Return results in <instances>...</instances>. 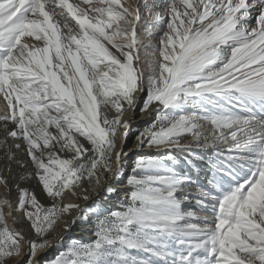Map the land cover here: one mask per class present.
<instances>
[{
    "label": "snow or ice",
    "instance_id": "obj_1",
    "mask_svg": "<svg viewBox=\"0 0 264 264\" xmlns=\"http://www.w3.org/2000/svg\"><path fill=\"white\" fill-rule=\"evenodd\" d=\"M138 104L136 147L169 154L138 155L125 206L46 264H264V0H0V264H40L66 194L117 193ZM28 162L50 205L9 198Z\"/></svg>",
    "mask_w": 264,
    "mask_h": 264
},
{
    "label": "bare ground",
    "instance_id": "obj_2",
    "mask_svg": "<svg viewBox=\"0 0 264 264\" xmlns=\"http://www.w3.org/2000/svg\"><path fill=\"white\" fill-rule=\"evenodd\" d=\"M130 3H134L135 0H129ZM145 43L147 42V38L145 37ZM148 52L151 53L148 57V59H152L153 56H159L158 52H155L153 49H148ZM141 105L138 104L137 108L135 111L129 110L126 113V116L130 118L131 124H136L138 123V126L143 125V123L151 122L153 119H155V113L154 112H146V113H141L139 108ZM2 107V105H0ZM139 131L137 130L136 127L132 125V128L129 131V135L127 137V144L125 146V151L128 152V155L125 157V175L126 172H131V162L137 158L138 155H166L168 154L167 152H164L163 150H157L155 148H148L146 145L143 148H137V140L136 137L139 135ZM3 139V132L2 129H0V140ZM184 143H190L191 142V137L188 136L184 141ZM9 143H13V141L9 140ZM172 153L176 154L178 157H182L187 155L186 152H176L173 151ZM206 153V155H205ZM201 155H204V160H203V168L204 172L208 173V176L210 177L211 172L210 170L205 171L206 166L208 167V160L209 157L212 156V151L211 150H204V152H201ZM26 155L24 154L23 147L17 151V158L18 160L25 161ZM133 163V162H132ZM12 171H11V180L10 184L12 185V189L14 186L19 182L20 184L22 183L23 179L17 175L19 172L20 167L17 164H12L11 165ZM209 168V167H208ZM29 169V168H28ZM27 169V170H28ZM21 170V169H20ZM0 171H4L5 174H8L6 171V161L4 157V153L2 150H0ZM29 172V171H28ZM202 176V180L205 179L204 175ZM13 179H15V183L13 185ZM126 179V177H124ZM105 185L107 184H112L113 187H116L118 189L117 193L108 196L107 193L104 191V185H102L100 188L93 190L92 186L89 184H86L85 187L88 189L87 195L89 196V199H82L77 196H73L70 193L66 194L64 198V202H74L80 205L79 208H74L71 210L70 213L65 214L59 221L56 223V226L53 229L52 232V237H51V246L43 249L41 251V254L45 256L47 261H49L50 258H54L55 253L58 252V250L64 249L69 245V242L71 240L73 242L77 243H86L93 237H95V231H91L95 229V223H94V217L96 214H101L106 211L104 209H109L111 208L110 205L114 204H123V201H125V198L129 192V186L127 185V182L125 181L124 183L120 184L119 182L116 183L111 179V177L106 180ZM23 186V185H22ZM11 189V193L9 195V198L11 201L16 204L18 202V195H16V192ZM78 191L81 193V196L84 195V190L83 189H78ZM5 193V189L0 186V198H2L3 194ZM103 201L109 202L104 204L107 207H100L103 206ZM194 201V197H190L189 201L187 202L188 204ZM119 207V206H118ZM122 207V206H121ZM104 208V209H103ZM120 208V207H119ZM7 211V209H6ZM91 214L90 217H87V214ZM14 215L18 218L16 227L23 232L25 235V251H27L28 248V241H31L30 237L34 236L33 230L30 227V224L28 221L23 219V215L21 212L17 211L14 213ZM92 217V218H91ZM65 224H67V227H65ZM88 236V237H85ZM25 256H21L18 258L20 264H24V260L26 259ZM45 259V260H46ZM46 262V261H45ZM44 262H40V264H43Z\"/></svg>",
    "mask_w": 264,
    "mask_h": 264
},
{
    "label": "rangeland",
    "instance_id": "obj_3",
    "mask_svg": "<svg viewBox=\"0 0 264 264\" xmlns=\"http://www.w3.org/2000/svg\"><path fill=\"white\" fill-rule=\"evenodd\" d=\"M155 119H153L151 122H147V123H143V125H141V126H138L139 124L138 123H136V124H132L134 127H136L137 128V130L140 132V131H142L145 127H148L149 125H151V123L154 121ZM138 132V133H139ZM23 150H24V148H23ZM24 154H25V152H24ZM169 154V153H168ZM168 154H166V155H168ZM172 155H176V154H174V153H171ZM26 155V154H25ZM147 155H150V154H147ZM157 155V154H156ZM177 156V155H176ZM26 158H25V161H27V156H25ZM178 157V156H177ZM183 157V156H182ZM179 158V157H178ZM136 159V158H135ZM135 159L132 161L133 163H134V161H135ZM131 162V165H133V163ZM32 165H31V163L30 162H28L27 163V167L26 168H24V169H22V168H20L19 169V172L17 173V175L21 178V180L23 179V181H22V183H21V187H27V188H29L30 190H34L35 192H36V194H37V196H38V198L41 200V202L42 203H44L46 206L47 205H50L51 204V200H50V198H48L47 196H46V194L42 191V189H41V187H40V185L38 184V182L34 179V178H28V173L29 172H31L32 171ZM29 168V169H28ZM28 169V170H27ZM207 170H210L207 166H206V168H205V171H207ZM29 171V172H28ZM128 175H131V172H126V175L124 174V176H122V177H120L119 178V183L120 184H122V183H124L125 181L127 182V176ZM124 177H126V179H124ZM201 179H202V176L200 177ZM13 181V185H14V183H15V179H13L12 180ZM116 182V181H115ZM118 182H116V183H118ZM23 185V186H22ZM128 185V184H127ZM129 186V185H128ZM13 191H15L16 192V195H18V190L16 189V187L14 186V188L12 189ZM129 191H130V186H129V189H128ZM103 203V206H100L101 208L102 207H107V206H105L104 204H106V203H109V202H106V201H103L102 202ZM194 201H191L189 204L190 205H194ZM125 204H126V199H125V201H123V204L121 205V204H114V205H110L111 206V208H109V209H104V211H106V212H104V213H102L103 215H107L108 214V212L109 211H115V210H120V209H122L124 206H125ZM120 208H119V207ZM122 206V207H121ZM85 214H87V213H85ZM88 216L87 217H90L91 216V214L89 215V214H87ZM92 218V217H91ZM94 219V223H95V229L94 230H91V231H95V234H96V225H97V221H98V215L96 214L95 215V217L93 218ZM59 221V220H58ZM57 221V222H58ZM55 226H56V224H55ZM54 226V227H55ZM32 229V228H31ZM52 232H53V230H51L48 234H47V236H46V239H48L49 241H51V237H52ZM33 233H34V231H33ZM85 237H88V236H85ZM96 238V235H95V237H93L92 239H90L89 241H87L86 243H90V242H92L94 239ZM30 239H31V241L32 240H37L38 242H39V237H37L36 236V234L34 233V236L33 237H30ZM72 244H73V241L71 240V242H69V245H67V247L66 248H64V249H61V250H58V252L57 253H55V256H54V258L59 254V253H61V252H64L67 248H69V247H71L72 246ZM26 259H27V257H26ZM26 259L24 260V262L26 261ZM37 259H39V261L42 263V262H44L43 264H46V262H47V259L45 258V256H43L42 254H41V252L38 254V257H37ZM46 259V260H45ZM53 258H50L49 259V261L50 260H52ZM46 261V262H45ZM23 262V263H24Z\"/></svg>",
    "mask_w": 264,
    "mask_h": 264
}]
</instances>
